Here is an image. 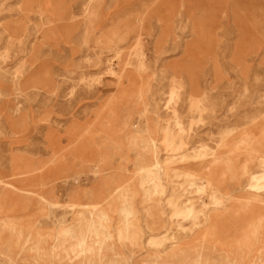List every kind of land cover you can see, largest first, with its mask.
<instances>
[{
	"label": "rangeland",
	"instance_id": "1",
	"mask_svg": "<svg viewBox=\"0 0 264 264\" xmlns=\"http://www.w3.org/2000/svg\"><path fill=\"white\" fill-rule=\"evenodd\" d=\"M0 264H264V0H0Z\"/></svg>",
	"mask_w": 264,
	"mask_h": 264
},
{
	"label": "bare ground",
	"instance_id": "2",
	"mask_svg": "<svg viewBox=\"0 0 264 264\" xmlns=\"http://www.w3.org/2000/svg\"><path fill=\"white\" fill-rule=\"evenodd\" d=\"M246 33V32H245ZM134 154V153H133ZM149 173V172H148ZM123 202V201H122Z\"/></svg>",
	"mask_w": 264,
	"mask_h": 264
}]
</instances>
